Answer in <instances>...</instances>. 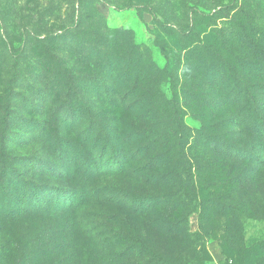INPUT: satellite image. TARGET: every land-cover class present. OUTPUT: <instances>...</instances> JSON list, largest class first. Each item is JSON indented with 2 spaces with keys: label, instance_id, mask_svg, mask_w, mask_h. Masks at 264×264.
<instances>
[{
  "label": "rangeland",
  "instance_id": "374dc122",
  "mask_svg": "<svg viewBox=\"0 0 264 264\" xmlns=\"http://www.w3.org/2000/svg\"><path fill=\"white\" fill-rule=\"evenodd\" d=\"M240 6L256 17V23L245 26L256 46L236 38L237 26L230 19ZM44 11L46 16L41 15ZM86 14L100 22L99 29L129 31L157 67L165 70L154 104L168 110L174 106L188 142L197 136L215 153L218 163L219 154L248 159L241 165V177L250 180L238 187L228 178L221 184V193L225 197V193L247 192L249 207L229 222L216 210L208 222L189 188L192 183L186 181V173L195 172L188 167L182 168L176 187L169 192L151 186L143 193L122 183L121 177L105 176L117 171L106 140L94 134L86 141L77 138L88 125L82 106L63 108L57 117L54 63L46 61L51 68L42 72L40 59L26 50L20 58L25 63L22 70L12 78L0 76V90L6 91L0 120L8 112V99L16 106L9 124L0 126V254L3 249L9 255L5 256L8 264H129L121 255L127 246L124 239L130 236L146 241L151 255L147 259L162 261L150 263L142 258L134 264H264V0H93L91 4L0 0V21L6 31V37L0 38V56L5 58L3 49L9 40L20 41L15 30L59 36L65 28L75 30L80 17V26L88 27L92 20ZM62 57L69 69L62 90L73 84L71 97L79 99L89 91L86 84L75 81L85 66L74 67L80 59L75 51ZM34 101L37 108L27 115L23 105L31 107ZM43 104L47 105L44 111ZM55 120L61 126L58 142L52 129ZM243 123L247 130L257 128L256 134L235 141L233 130ZM73 124L76 130L70 133ZM212 124L216 125L213 131L209 130ZM198 155L205 159L200 164L203 172L208 151ZM177 191L181 193L173 197ZM144 195L149 207H155L150 215L156 218L143 223L135 215L124 220L127 217L121 212L138 211L139 197ZM188 197L193 200L190 204ZM110 206L118 208L105 211ZM111 214L123 224L113 226V231L100 223V217ZM224 224L231 228L233 248L239 250L235 256L222 251L220 241L227 236ZM189 233L194 236L189 238ZM187 243L193 244L190 252Z\"/></svg>",
  "mask_w": 264,
  "mask_h": 264
},
{
  "label": "trees",
  "instance_id": "16d2710c",
  "mask_svg": "<svg viewBox=\"0 0 264 264\" xmlns=\"http://www.w3.org/2000/svg\"><path fill=\"white\" fill-rule=\"evenodd\" d=\"M85 2L91 4L93 0H85ZM46 13L44 11L41 15L46 16ZM86 18L92 20L88 14H86ZM78 20L79 26L77 25L75 30L65 28L59 36L45 34L44 37H40L32 29H26L24 32L15 30L14 34L18 35L20 41L9 40L7 49L4 48V52L1 51L5 58L0 56V76L10 78L16 76L25 66V63H21L20 58L26 50L34 53L40 59L38 66L42 72L51 68L45 63L51 59L54 63L52 64L53 77L57 86L53 90V95L56 98L53 111L57 113L58 117L63 108L70 109L72 106L75 110H78L80 106L84 108L82 111L89 116L88 125L84 131L77 135V138L84 137L83 140L86 141L87 137L94 134L106 140L117 171L108 172L105 176L121 177L122 183L124 182L132 189H134V185L143 193H148L149 189L152 188L151 186L169 192V189L176 187V177L178 178L182 168L188 167L195 172L194 174L186 173V181L193 184L189 185V188L195 194L196 202L199 201L202 215L208 222L212 221L216 210L228 216V222L234 215L245 213L246 208L249 207L247 192L236 193V195L235 193H225L224 197L223 192L221 193L224 190L221 184L226 183L227 179L230 178L229 181H235L234 183L238 187L242 184L243 186L246 185L250 177L242 179L243 167L241 165L248 159L238 160L239 157H234V160L238 162L234 165L232 155L219 154V161L224 164V168L217 167L220 163L214 160L215 153L209 151L207 143H199L197 136L194 142L187 141L189 138L186 127L178 121V111L174 109V106L169 110L156 108L155 98L157 91L161 92L159 86L164 81L162 77L165 70L157 67L147 50L134 41L130 32L121 29L109 30L107 26L99 29L100 22L98 20H92L88 27H81V17ZM230 21L237 26L236 38L247 39L256 46V41H252L248 27H245L256 23V17L253 13L240 6ZM5 34V28L0 21V38L6 37ZM260 38L259 35L258 39ZM258 39H256L257 42ZM2 48L3 42L0 39V49ZM73 51L80 57L74 63V67L79 63H83L85 66L75 81L79 85L86 84V89L89 90L85 96L83 95L79 99L71 97L70 89L73 84L62 90L63 81L69 77V69L62 64L63 57L60 58V55L71 54ZM92 74L96 76V80ZM100 85L104 87V92H102ZM122 87L125 89L120 92ZM22 89L23 87H19V90ZM5 92L0 90V104L3 105L6 100ZM73 92L75 93V91ZM59 95L61 98L57 99ZM78 100L79 102H77ZM6 102L8 112H5L1 118L0 126L1 124H9L12 110L16 107L11 100L8 99ZM75 102L77 103L74 105ZM170 104L172 103L170 102ZM30 106L23 105L22 111L26 112L27 115H31L32 112H29L31 108H37L35 101L31 102ZM46 107V104L40 105L43 111L46 110ZM58 120L53 121L52 127L57 142L59 141L57 132L60 131L61 127ZM238 125L240 128L237 131L233 130L235 141L237 139L241 141L244 135L251 137L256 134L257 128L247 130L248 125L245 123ZM72 126L73 130H70V133L76 130V126L74 124ZM214 129H216V125L212 124L209 130L213 131ZM194 143L195 146H192ZM198 147L199 151H197ZM194 150L195 153H192ZM201 150H204V153L208 151L207 157H209V161L204 163L206 169L203 172L200 164L205 159L198 155ZM193 179L196 180L193 181ZM186 188L189 192L188 185ZM179 193L181 191H177L173 197ZM146 199L145 195L139 197L141 205L138 211L133 212L125 209L124 212H121L120 210L122 215L127 217L124 220L131 219L136 215L144 223L146 218H153L154 216H151L150 212L151 209L154 211L155 207H149ZM187 199L189 204L193 201L189 197ZM107 207H104L105 211H115L118 208L115 206ZM100 223L105 224L109 231L114 230L113 226L123 225L114 214L100 217ZM226 224H224V228L227 236L220 241L221 248L226 256H231V253H234L235 256L239 250L236 247L233 248V238L229 237L231 228ZM187 236L190 238L194 235L189 233ZM124 240L127 246L123 249L121 258L128 261L129 264H134V260L139 261L142 258L147 259L148 255L151 256L146 251V241L143 238L138 240L127 236ZM186 246L189 252L194 248L192 243H187ZM137 248L138 251L136 252ZM5 256L9 255H5L2 249L0 264L1 262L8 264ZM147 260L150 263L162 262L158 258ZM207 261L210 262L211 260L207 259Z\"/></svg>",
  "mask_w": 264,
  "mask_h": 264
},
{
  "label": "crops",
  "instance_id": "0c3cea01",
  "mask_svg": "<svg viewBox=\"0 0 264 264\" xmlns=\"http://www.w3.org/2000/svg\"><path fill=\"white\" fill-rule=\"evenodd\" d=\"M217 252L215 251V254H216Z\"/></svg>",
  "mask_w": 264,
  "mask_h": 264
}]
</instances>
